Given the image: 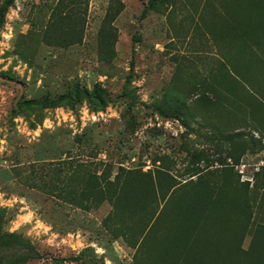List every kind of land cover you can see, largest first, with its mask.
<instances>
[{
    "label": "rangeland",
    "instance_id": "obj_1",
    "mask_svg": "<svg viewBox=\"0 0 264 264\" xmlns=\"http://www.w3.org/2000/svg\"><path fill=\"white\" fill-rule=\"evenodd\" d=\"M147 4L0 0V264H136L143 222L81 196L121 169L183 184L233 167L247 217L223 223L243 250L264 228V0Z\"/></svg>",
    "mask_w": 264,
    "mask_h": 264
},
{
    "label": "trees",
    "instance_id": "obj_2",
    "mask_svg": "<svg viewBox=\"0 0 264 264\" xmlns=\"http://www.w3.org/2000/svg\"><path fill=\"white\" fill-rule=\"evenodd\" d=\"M158 1L163 0H148L147 8L154 7ZM146 11L144 9L142 17ZM1 23L0 16V26ZM134 39L140 40L138 36ZM132 65L133 60L131 68ZM82 92L94 107L104 106L106 101L112 100L107 89L98 83L90 93ZM66 98L70 100L62 95L56 100L43 97L25 103L58 106L64 104ZM220 175L214 180L198 176L196 180L179 184L174 176L160 169L146 173L121 169L105 190L95 186L93 193L90 189L93 188L92 179L88 177L81 196L94 193L108 195L113 214L122 218L136 216V221L143 222L138 231H146V236L138 248L137 258L140 260L136 258V264H157V260L160 264H264V228L254 235L249 250H243L239 246V231H229L223 223L227 220L233 223L246 221L247 212L243 207L245 200L236 185L238 174L233 167H222ZM219 227H222L224 235L223 239L217 240ZM149 242H154L157 247L156 261L143 263Z\"/></svg>",
    "mask_w": 264,
    "mask_h": 264
}]
</instances>
